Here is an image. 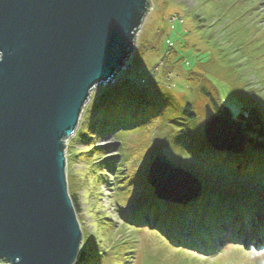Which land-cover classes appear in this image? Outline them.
I'll list each match as a JSON object with an SVG mask.
<instances>
[{
  "label": "rangeland",
  "instance_id": "374dc122",
  "mask_svg": "<svg viewBox=\"0 0 264 264\" xmlns=\"http://www.w3.org/2000/svg\"><path fill=\"white\" fill-rule=\"evenodd\" d=\"M151 4L131 60L113 85L91 93L76 132L65 144L68 190L80 196L77 218L83 235L87 231L99 245L97 264H264V251L246 253L250 247L246 251L226 245L207 257L173 246L155 226L138 228L125 221L145 208L149 169L160 154L195 176L208 194L207 206L217 205L216 216L226 217L234 199L241 206L248 196L255 211L264 210V186L235 183L236 177L206 171L196 159L206 143L203 124L209 101L202 87L235 121L244 106L258 105L264 97V0ZM120 92L154 110L116 135L106 132L99 138L91 126ZM186 104H192L195 120L184 117ZM160 202L166 209L172 205Z\"/></svg>",
  "mask_w": 264,
  "mask_h": 264
},
{
  "label": "water",
  "instance_id": "95a60500",
  "mask_svg": "<svg viewBox=\"0 0 264 264\" xmlns=\"http://www.w3.org/2000/svg\"><path fill=\"white\" fill-rule=\"evenodd\" d=\"M151 9V0H0V264L77 263L84 235L65 144L91 93L126 68ZM203 128L213 152L244 153L248 132L229 109L208 104ZM148 184L176 205L203 191L163 154Z\"/></svg>",
  "mask_w": 264,
  "mask_h": 264
},
{
  "label": "trees",
  "instance_id": "16d2710c",
  "mask_svg": "<svg viewBox=\"0 0 264 264\" xmlns=\"http://www.w3.org/2000/svg\"><path fill=\"white\" fill-rule=\"evenodd\" d=\"M244 32H248V30ZM201 93L207 97L213 110L217 114H220L223 110V105L215 98L214 94L209 92L205 87H202ZM258 103V105L244 106L236 118L238 122L244 124V130L248 132V143L244 153L240 155L216 153L211 150L206 141L203 146L204 152L198 154L196 158L200 166L208 168L206 171L215 169L218 173L223 172L236 177L238 181L235 183L251 181V183L264 186V113L263 108H261V106L264 107V97H260ZM141 105H145V107ZM192 109V104H186L184 107L183 115L188 120L196 119V114ZM153 110L152 106L140 103L138 100H133L129 94L120 92L118 96H112V100L104 108V115L99 116L93 122L90 130L99 138L103 137L106 132L116 135L118 131L132 122H140L143 115L150 114ZM147 190H149V193L142 201L144 204L143 208L145 206L143 211L141 209L139 212L132 214L130 219L126 218L125 220L138 228H143L147 225L155 226L159 231L167 234L170 225H173L178 230L184 228L186 231L194 234L195 226L202 224V226L207 227L210 221L214 225L218 224L221 219V216L215 215L218 212L216 204L207 206L208 194L205 192L192 203L184 206L171 205L166 209L154 197V192L150 188ZM70 196L77 215H80L82 204L78 192H71ZM242 206L245 210L242 209ZM252 206L247 200H244L241 206L236 203L227 212L226 217H224L233 221L230 230L237 236V241H242L245 238L244 233L248 232V225L259 213ZM190 215L193 217L189 221ZM103 222V225H106V222ZM231 231L230 234H232ZM253 237L254 234H251V241H253ZM94 240L95 238L89 236L87 231H84L85 249L83 248L80 252L76 264H93L94 262V264H97L96 254L99 250V245L95 244Z\"/></svg>",
  "mask_w": 264,
  "mask_h": 264
},
{
  "label": "bare ground",
  "instance_id": "6f19581e",
  "mask_svg": "<svg viewBox=\"0 0 264 264\" xmlns=\"http://www.w3.org/2000/svg\"><path fill=\"white\" fill-rule=\"evenodd\" d=\"M181 228V227H180Z\"/></svg>",
  "mask_w": 264,
  "mask_h": 264
}]
</instances>
